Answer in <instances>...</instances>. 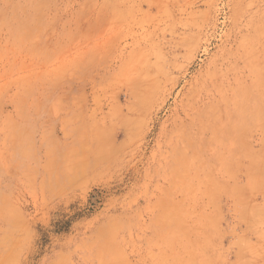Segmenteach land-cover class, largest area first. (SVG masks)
Instances as JSON below:
<instances>
[{
  "label": "rangeland",
  "instance_id": "374dc122",
  "mask_svg": "<svg viewBox=\"0 0 264 264\" xmlns=\"http://www.w3.org/2000/svg\"><path fill=\"white\" fill-rule=\"evenodd\" d=\"M0 264H264V0H0Z\"/></svg>",
  "mask_w": 264,
  "mask_h": 264
}]
</instances>
